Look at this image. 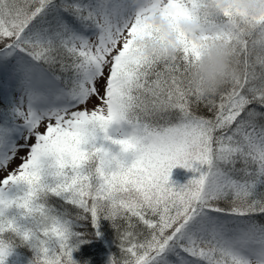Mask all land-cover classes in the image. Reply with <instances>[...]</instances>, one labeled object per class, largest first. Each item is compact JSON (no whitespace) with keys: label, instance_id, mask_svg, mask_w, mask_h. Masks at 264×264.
<instances>
[{"label":"snow or ice","instance_id":"snow-or-ice-1","mask_svg":"<svg viewBox=\"0 0 264 264\" xmlns=\"http://www.w3.org/2000/svg\"><path fill=\"white\" fill-rule=\"evenodd\" d=\"M199 2L163 13L235 44L239 74L211 97L187 80L196 45L179 38L171 60L135 46L160 39L144 23L158 0H0V80L15 89L0 91V171L26 150L0 180V217L15 207L42 226L31 264H76L89 241L75 220L109 222L107 264H264V31L233 29L227 13L201 19ZM176 168L190 174L182 184ZM14 185L26 191L9 199ZM47 195L76 217L38 203ZM33 236L0 219V264Z\"/></svg>","mask_w":264,"mask_h":264},{"label":"clouds","instance_id":"clouds-1","mask_svg":"<svg viewBox=\"0 0 264 264\" xmlns=\"http://www.w3.org/2000/svg\"><path fill=\"white\" fill-rule=\"evenodd\" d=\"M186 7L187 0H174ZM169 0H158V11L149 12L144 23L159 32V40L147 35L133 37L135 46L142 54L160 60L175 58L180 39H186L198 48V56L190 66L187 80L200 96L211 97L231 82L239 74L236 64L235 44L226 38L214 35L203 38L196 21L177 18L170 21L163 13ZM197 12L201 19L224 17L228 24L242 32L264 31V0H200Z\"/></svg>","mask_w":264,"mask_h":264},{"label":"trees","instance_id":"trees-1","mask_svg":"<svg viewBox=\"0 0 264 264\" xmlns=\"http://www.w3.org/2000/svg\"><path fill=\"white\" fill-rule=\"evenodd\" d=\"M1 85L0 81V91H2ZM8 88L14 87L11 84ZM188 177L180 179L186 181ZM24 191H26L25 186L14 185L7 190L6 196L9 199H14L22 196ZM38 203H42L47 209L55 210L61 219L69 216L74 218L77 215L76 209L66 204L63 199L52 195L43 197ZM5 218L10 221L14 220L22 230L30 231L34 234L33 238L27 242L15 238V243L6 258L5 264H31L38 256L36 245L41 239L42 226L34 218L23 216V210L15 207L5 211ZM73 231L83 234L81 238L89 241L88 243L79 244L76 250L73 251L72 258L76 264H107L110 255L118 254L116 234L108 221L101 220L98 228L93 229L87 220H75ZM97 231L99 236L95 234ZM54 244L55 241H50L48 246L51 248Z\"/></svg>","mask_w":264,"mask_h":264},{"label":"rangeland","instance_id":"rangeland-1","mask_svg":"<svg viewBox=\"0 0 264 264\" xmlns=\"http://www.w3.org/2000/svg\"><path fill=\"white\" fill-rule=\"evenodd\" d=\"M107 75V69H105V76ZM1 81V89L4 91H14V88H8L11 83L10 81H5V80H0ZM103 85V81L101 80L99 82L98 86L102 87ZM8 88V89H7ZM97 101L95 99V97H93L87 104V108L88 109H92L95 105H96ZM41 131H43V128L41 129ZM34 141L30 140L29 143H33ZM20 143H23V141H20ZM26 155V150H22L18 153L17 157L14 158L7 166V171H0V180H2L3 178H5L7 176V174L9 172H11L12 170L16 169L18 165L21 164V159L20 157H23ZM178 173V174H177ZM177 174V175H176ZM180 176V177H179ZM189 174L185 172V170L181 169V168H176L172 170L171 176H170V181L175 183V184H182L185 181L183 179L180 178H184V177H188ZM187 179V178H186ZM0 219H4V217H0Z\"/></svg>","mask_w":264,"mask_h":264}]
</instances>
